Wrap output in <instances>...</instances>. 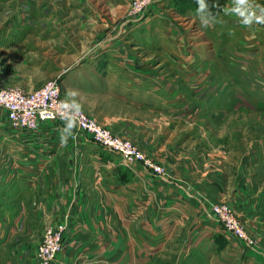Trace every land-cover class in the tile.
Masks as SVG:
<instances>
[{"label": "rangeland", "instance_id": "1", "mask_svg": "<svg viewBox=\"0 0 264 264\" xmlns=\"http://www.w3.org/2000/svg\"><path fill=\"white\" fill-rule=\"evenodd\" d=\"M196 8V0H0V83L25 91L55 81L64 96L96 93L105 113L119 115L120 131L89 116L160 164L163 176L185 179L209 211L227 204L249 243L197 214L189 230L203 232L195 237L187 222L154 237L114 219L71 224L73 206L54 222L21 221L4 195L0 135V264H41L45 231L59 225L47 264H242L244 248L264 252V25L222 12L204 29Z\"/></svg>", "mask_w": 264, "mask_h": 264}, {"label": "crops", "instance_id": "2", "mask_svg": "<svg viewBox=\"0 0 264 264\" xmlns=\"http://www.w3.org/2000/svg\"><path fill=\"white\" fill-rule=\"evenodd\" d=\"M118 72L111 70L114 75ZM30 90L34 89H25ZM79 93L84 111L120 131L116 126L119 115L105 113L101 107L102 98L100 104L97 102L99 95L84 90ZM5 124L3 115L0 117V135L4 137L5 145L4 195L6 201L18 206L16 218L21 221L54 222L73 206L69 216L71 224L83 220L85 226L91 228L93 221L114 219L119 220L123 228H132L133 232L148 230L145 235L153 237L159 229L166 233L176 232V222L180 226L185 222L189 224L185 228L188 237H195L196 232L201 234L203 231L199 229L189 230L196 222L195 214L203 222L218 224L208 205L189 189L182 177L185 182L168 172L159 176L139 165L128 166L118 155L99 146L82 132H77L66 146L61 147L59 129L63 125L56 122L41 124L36 131L24 134L7 131ZM78 189L80 197L76 196ZM253 250L244 248L248 255L239 256V261L264 264V252L257 250L256 254ZM130 251L136 253L135 248ZM237 257L234 256V260Z\"/></svg>", "mask_w": 264, "mask_h": 264}, {"label": "built area", "instance_id": "3", "mask_svg": "<svg viewBox=\"0 0 264 264\" xmlns=\"http://www.w3.org/2000/svg\"><path fill=\"white\" fill-rule=\"evenodd\" d=\"M65 96L55 81H48L35 90L23 91L19 88L0 87V108L6 117L7 131L24 134L36 131L41 124L56 122L63 125L60 118L61 105ZM77 130L90 136L99 146L114 152L121 162L128 166L139 165L144 170L155 175L164 174L163 167L147 159L142 151L126 138L112 132L81 109L78 117ZM214 218L223 228L238 240L249 243L239 222L234 218L227 204H212L210 208ZM63 225L55 230H46L44 241L37 249L41 264L48 260L58 250L57 240L60 238Z\"/></svg>", "mask_w": 264, "mask_h": 264}, {"label": "clouds", "instance_id": "4", "mask_svg": "<svg viewBox=\"0 0 264 264\" xmlns=\"http://www.w3.org/2000/svg\"><path fill=\"white\" fill-rule=\"evenodd\" d=\"M196 4L199 26L204 29L214 27L222 12L235 16L244 26H251L254 23L264 25V5L257 3L256 0H230V4L225 7H221L218 3L210 5L207 0H196ZM79 96L78 89L70 88L66 90L65 98L59 102L61 105L60 118L63 122V127L59 129L61 147L68 144L77 127L81 112Z\"/></svg>", "mask_w": 264, "mask_h": 264}]
</instances>
